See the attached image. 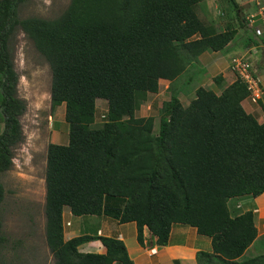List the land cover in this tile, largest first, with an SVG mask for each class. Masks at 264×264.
<instances>
[{
    "label": "trees",
    "instance_id": "1",
    "mask_svg": "<svg viewBox=\"0 0 264 264\" xmlns=\"http://www.w3.org/2000/svg\"><path fill=\"white\" fill-rule=\"evenodd\" d=\"M28 1L0 0V177L24 139L26 105L10 44L21 28L50 64L52 107L65 104L69 125L68 143L51 142L47 153L46 239L56 264H135L117 236L66 239V207L77 216L136 222L142 245L145 226L158 245L169 243L175 223L195 227L213 247L197 253L198 264H264L254 211L233 215L229 205L264 193V122L243 106L248 86L240 77L220 93L200 86L187 106L176 87L201 54L225 49L237 27L205 23L196 7L206 0H71L55 18H20ZM161 79L171 94L156 132L155 116L136 112ZM99 98L108 113L96 124ZM4 198L0 179V203ZM2 226L0 211V242ZM92 240L106 252L80 250ZM257 241L261 252L253 249Z\"/></svg>",
    "mask_w": 264,
    "mask_h": 264
},
{
    "label": "rangeland",
    "instance_id": "2",
    "mask_svg": "<svg viewBox=\"0 0 264 264\" xmlns=\"http://www.w3.org/2000/svg\"><path fill=\"white\" fill-rule=\"evenodd\" d=\"M70 1L30 0L19 6V17L36 15L55 18L67 8ZM237 3L238 7L231 0H206L197 5L196 10L205 23L215 24L220 31L229 26H235L238 32L232 40L231 47L235 51H230V56L227 54L219 56V53L210 51L212 54L207 57H213L215 54L217 62L220 63L215 65L206 63L205 66L203 61L199 60V56L176 80V87L180 90V98L184 105L187 106L191 102L200 86L221 88V82L216 83L215 78L219 75L223 76V72L228 74L236 58L246 57L252 65L255 52L250 50V47L255 45L254 40H251L252 45L249 47H243L242 41L248 38L249 34H253L258 40L260 37L250 30L245 18L249 16V13L256 12L259 9L257 7L264 6V0H237ZM251 39L254 38L251 37ZM10 41L15 69L19 74L17 95L24 101L26 109L21 116L24 139L14 147L12 167L0 177L5 187V198L0 203L3 218L1 234L4 237V240L0 242V264H56L55 256L46 239V168L49 144L51 142L66 144L69 141L65 104L55 109L52 107V70L33 40L21 28H18ZM262 42L264 40L260 38L259 43ZM262 59H264L263 56ZM252 71L254 72L253 66ZM227 78L231 80L232 76L228 74ZM159 83V92L149 93L147 100L136 112L137 116H155L156 132L159 128L161 107L171 94L169 80L161 79ZM251 101L255 105L258 104V107L261 105L259 99L254 101L251 97ZM97 106L96 124H100L108 113L107 102L99 98ZM3 128L4 121L0 117V132ZM64 210V225L70 223L68 219H72L75 224L80 220H90L84 231L86 229L92 233L97 231L101 222L98 215H82L79 218L71 214L69 207ZM259 225L257 240L264 236V222ZM121 231L125 233L126 243L132 251L134 245H138L133 235V225L125 224ZM174 240L186 241L179 236ZM258 242L253 247L255 252L263 250ZM250 253L251 251L247 253V256H250Z\"/></svg>",
    "mask_w": 264,
    "mask_h": 264
},
{
    "label": "crops",
    "instance_id": "3",
    "mask_svg": "<svg viewBox=\"0 0 264 264\" xmlns=\"http://www.w3.org/2000/svg\"><path fill=\"white\" fill-rule=\"evenodd\" d=\"M252 35L249 34V36H247L248 38H245L242 41V46L249 47L250 45H252L251 40H254L253 44L255 45H252L250 47V50H253L255 52L254 54L252 53L254 55L252 60V66L255 75L262 78L263 99H261L262 104L258 107L257 106L258 104L255 105L251 101V98L248 97L243 101V106L249 113H252L254 116H256V118L260 122H264V59H262V56L264 57V42L259 43L260 38L258 40L255 38L254 35L253 36ZM251 37H253L254 39H251ZM231 43H233V41L230 42L228 46L222 51H212V52L219 53V56L221 54L223 55L227 54L230 56L231 55L230 53L235 51L233 50L234 48L231 47ZM237 49H238L237 51L240 50L239 47H237ZM209 54L212 53H210V51H206L200 55L199 60H201V62L203 61L202 63L205 66L206 63L213 65L220 63L217 62L216 60L217 56L215 54L213 57H207V55ZM228 74L232 76L231 80L227 78ZM228 74H226V72H223L224 78L221 81V88L220 87L218 89L215 88L214 90L216 92L218 93L221 92L223 87H226L227 85L231 84L233 81L237 79V73L232 67ZM229 205L233 215L242 213L249 209L253 210L255 213L256 226L258 227V231H259L260 229L259 224H262L264 222V193L256 197L252 195H243L236 198H232L230 200ZM98 216L101 222L99 223V227L96 232L100 235L117 236L123 239L125 243L127 242L126 235L124 232L121 231V229L125 224L133 225V235L135 236L138 245L137 244L136 246L134 245V249L132 251L129 247V244L126 243V245L129 254L131 258L134 260L135 264H198L197 253L199 251L212 252L213 250L212 239L209 236L199 234L195 227L186 224L175 223L172 226L169 243L167 245H158L156 242V237L153 236L149 228L145 226L144 243L142 245L138 242L137 239L138 229L136 222L121 223L118 219L109 215H98ZM78 217L80 218L81 216ZM68 220L70 221V223L68 225L65 224V229H64L66 239H70L74 236L80 235L81 233H90V234L92 233L91 231H88V229L84 231L85 226L89 225L88 221L90 220H86V221L80 220V222H78L77 224H75L72 219H68ZM257 222L259 224H257ZM178 236L179 238H184L186 241L180 242L178 240H174V238H177ZM80 250L83 252L104 253L106 252V247L101 240H92L90 242L82 244L80 246Z\"/></svg>",
    "mask_w": 264,
    "mask_h": 264
},
{
    "label": "built area",
    "instance_id": "4",
    "mask_svg": "<svg viewBox=\"0 0 264 264\" xmlns=\"http://www.w3.org/2000/svg\"><path fill=\"white\" fill-rule=\"evenodd\" d=\"M258 4L260 3L258 2ZM257 8L259 9L256 12L249 13V16L245 18V22L257 37L262 38L264 37V6L262 5ZM233 61V68L237 76L248 86L250 98L252 97L254 101L261 99L263 95L262 79L252 71L250 61L246 57L236 58Z\"/></svg>",
    "mask_w": 264,
    "mask_h": 264
},
{
    "label": "clouds",
    "instance_id": "5",
    "mask_svg": "<svg viewBox=\"0 0 264 264\" xmlns=\"http://www.w3.org/2000/svg\"><path fill=\"white\" fill-rule=\"evenodd\" d=\"M250 97V96H249ZM260 100V99H259Z\"/></svg>",
    "mask_w": 264,
    "mask_h": 264
}]
</instances>
